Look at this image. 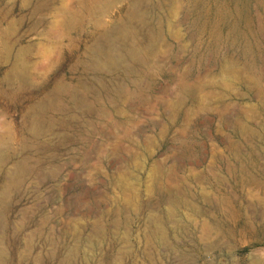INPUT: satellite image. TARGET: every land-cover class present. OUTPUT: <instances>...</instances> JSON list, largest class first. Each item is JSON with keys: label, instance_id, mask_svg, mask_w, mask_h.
<instances>
[{"label": "rangeland", "instance_id": "374dc122", "mask_svg": "<svg viewBox=\"0 0 264 264\" xmlns=\"http://www.w3.org/2000/svg\"><path fill=\"white\" fill-rule=\"evenodd\" d=\"M0 264H264V0H0Z\"/></svg>", "mask_w": 264, "mask_h": 264}]
</instances>
